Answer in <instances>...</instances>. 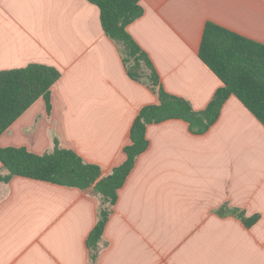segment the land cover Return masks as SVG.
Wrapping results in <instances>:
<instances>
[{"label": "crops", "instance_id": "crops-1", "mask_svg": "<svg viewBox=\"0 0 264 264\" xmlns=\"http://www.w3.org/2000/svg\"><path fill=\"white\" fill-rule=\"evenodd\" d=\"M127 31L168 94L203 110L220 80L198 58L206 23L264 45V0H140ZM124 47L88 0H0V71L55 68L50 112L36 100L0 148L50 153L54 141L105 177L125 161L139 110L158 104L147 72L132 79ZM142 153L112 207L99 254L86 239L102 199L13 177L0 183V264H264V127L234 96L202 135L183 120L146 129ZM8 172L0 163V175ZM245 218L257 216L246 227Z\"/></svg>", "mask_w": 264, "mask_h": 264}, {"label": "trees", "instance_id": "trees-1", "mask_svg": "<svg viewBox=\"0 0 264 264\" xmlns=\"http://www.w3.org/2000/svg\"><path fill=\"white\" fill-rule=\"evenodd\" d=\"M88 1L98 8L104 34L124 47L129 77L138 79L145 69L151 86L157 88L158 104L139 110L130 127V144L123 148L125 161L107 176L102 177L98 166L85 163L75 152L60 148L55 140L53 150L44 155L30 153L24 148H0V163L8 172L0 175V183L22 177L82 191L92 188L103 204L86 239L90 260L94 263L118 191L138 157L148 148L146 129L149 125L178 119L188 124L190 133L202 135L217 121L224 102L234 96L264 127V45L206 23L198 58L222 86L203 110L195 111L186 100L164 91L148 56L127 31V27L143 15L140 0ZM59 78L60 73L55 68L40 64L0 71V135L39 98L44 99L49 113L50 89ZM238 217L246 227L258 220L257 216L245 218L239 214Z\"/></svg>", "mask_w": 264, "mask_h": 264}, {"label": "rangeland", "instance_id": "rangeland-1", "mask_svg": "<svg viewBox=\"0 0 264 264\" xmlns=\"http://www.w3.org/2000/svg\"><path fill=\"white\" fill-rule=\"evenodd\" d=\"M129 65H131V63Z\"/></svg>", "mask_w": 264, "mask_h": 264}]
</instances>
